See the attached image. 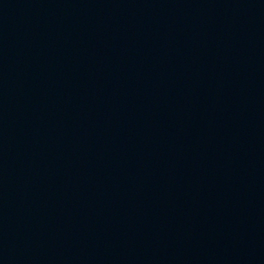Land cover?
Instances as JSON below:
<instances>
[{
    "label": "water",
    "instance_id": "1",
    "mask_svg": "<svg viewBox=\"0 0 264 264\" xmlns=\"http://www.w3.org/2000/svg\"><path fill=\"white\" fill-rule=\"evenodd\" d=\"M0 264H264V0H0Z\"/></svg>",
    "mask_w": 264,
    "mask_h": 264
}]
</instances>
